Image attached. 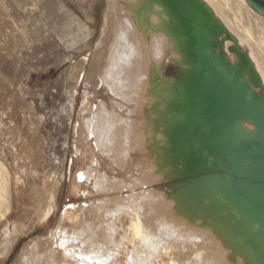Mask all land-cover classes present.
<instances>
[{
    "label": "rangeland",
    "instance_id": "1",
    "mask_svg": "<svg viewBox=\"0 0 264 264\" xmlns=\"http://www.w3.org/2000/svg\"><path fill=\"white\" fill-rule=\"evenodd\" d=\"M108 2L0 0V167L7 185L0 206V235L15 221L24 222L25 207L26 214L31 212L34 186L47 193L45 209L46 196L56 188L54 213L44 222L38 213L30 215L24 222L28 229L20 228L13 249L0 264H17L27 243L46 236L61 221L66 227H86V233L96 236L102 243L100 249L111 256V264H126L128 257L139 255L140 241L134 238L132 227L138 223H148V234L164 235L168 244L175 237L171 245L176 250L186 245L180 243L181 236L188 238L198 228L204 229L199 235L206 251L203 247L198 254L192 253L187 264H215L212 259L218 264H234L226 261L229 257L223 251L227 248L214 235L216 228L206 229L218 214L227 213L226 207H218L219 196H212L202 183L182 180L187 161L184 137L179 135V143L172 147L166 136L170 126L164 121L169 116L190 113L187 92L193 64L189 54L185 49L174 56L164 51L155 55L151 50L155 64L140 70L145 89L125 104L112 93L123 71L116 70L109 81L100 75L101 59L106 55V40L105 45L98 44L103 40L104 16H108L109 26L112 22ZM206 2L243 52L259 63L257 75L263 88L248 76L246 82L263 95L264 18L244 0ZM144 28L152 35L157 31L148 25ZM220 38L229 57L235 42L223 35ZM215 51L220 52L216 47ZM158 72L176 85L168 89L160 77L152 83L150 77H158ZM174 90L184 94L171 97ZM103 106L114 115L133 119L121 122L105 117ZM39 208L33 210L40 213ZM94 214L106 221L96 225L100 218L95 219ZM194 215L201 220L197 225ZM222 221L228 224L227 215ZM206 252H210L208 256Z\"/></svg>",
    "mask_w": 264,
    "mask_h": 264
},
{
    "label": "bare ground",
    "instance_id": "2",
    "mask_svg": "<svg viewBox=\"0 0 264 264\" xmlns=\"http://www.w3.org/2000/svg\"><path fill=\"white\" fill-rule=\"evenodd\" d=\"M199 1L208 10V12L216 19L218 25L224 30V33L222 35L225 37L226 36L225 34L229 33V31L227 30L225 25L222 22H220L215 16L213 6L207 3L206 0L203 1L199 0ZM244 3L251 10H253V12H255L257 16H261L262 18H264V15L256 12L249 5L247 0H244ZM108 8H110L109 14L111 16L112 22L111 25L109 26L108 25L109 18L106 15L104 16V26L102 33L103 40L100 43H98L100 46H103L105 45L104 40H106V52H105L106 55L105 56L103 55L101 59L102 69L100 71V75L102 78H107L106 80L109 81L112 73H114L116 70L123 71V73L119 78V80L121 81H118L117 85L113 88V92L112 90L109 89L108 91L112 92L116 96L121 97L122 99H124L125 104H128L127 102H129L133 98H137L138 93L142 89H145V86L142 84L141 81L143 77L141 76L140 70L143 68H151L152 65L155 64V60L152 59V57H150L149 52L153 50V52L155 51V55L156 54L158 55L164 51L170 56H174L173 54L177 50L185 49L186 54H189L188 53L189 40L185 33V29H184L185 27L180 22L178 16L162 0H109ZM81 25L83 24L81 23ZM146 25L155 28L157 31H155L153 35L150 33V31L146 32L147 29L144 28ZM67 35L68 34L65 33V36ZM87 36H89V33ZM209 40L211 44H216V48H218L220 51L218 55H221L228 60L229 62L228 65L221 66L224 68V70L228 69L226 71L228 74L230 73L235 74L237 72L236 70H240V68H244L243 77L245 78V80H247L246 77L248 76L249 80L254 81L253 76L250 74L248 68L245 67V65L243 64V62L239 57L238 51H243V50L242 48H240V46L237 44V42L233 37L232 40L235 42V45L233 44L234 46L231 47L232 49H234V51H232V54H229L230 55L229 57L226 55L227 52L225 51L223 46V41H222L223 39H221L220 37L216 38L211 36ZM253 57L248 56V59L251 67H253L257 75L258 74L257 72L260 73V65L259 63L256 64L254 62ZM188 60L191 62L190 56ZM195 69L196 67L193 65V69H191V74L195 72ZM159 77L163 86L167 87L168 89H171L176 85L173 79L166 78L165 76L161 75L159 72H158V77L152 76L150 77V80L152 83H155ZM121 82H123L122 85L119 84ZM179 93H180L179 91L174 90L171 97H179L182 94H184L183 92H181V94ZM142 94L143 92L140 93V96H142ZM119 106H123V105L119 104ZM124 108L126 107L124 106ZM102 112L105 114V117L112 119L116 118L121 122L128 119L129 120L133 119L129 115L122 116L117 113H115L114 115V113H112L111 110H109L104 106ZM169 118L170 120L164 121L166 126H170L166 136L171 141L170 146L175 147L177 146V144L175 143L176 142L179 143V137H180L179 135L183 137H185L186 135L185 126L187 125L189 116L186 115V113H184V114H175L172 115V117L169 116ZM170 122L172 123L170 124ZM117 124L123 125L125 123H117ZM171 127H176V128L179 127L180 130L178 128H177L178 130L174 128L173 130ZM238 128L239 130L247 134H254L256 132V126L253 123H245L242 121L238 124ZM106 132H109V129L104 131V135L106 134ZM171 134L172 135L174 134L173 138H171ZM179 145H180L179 148L183 147L181 143ZM210 159L212 158L210 157L209 160ZM3 170H4L3 167H0V206L2 205L1 200L2 198H4L2 192L3 191L5 192L7 190L6 178ZM38 187L34 186L35 206H32L30 208L31 212L28 214H26L27 212L26 207L24 209L25 210L24 211L25 215L23 218L24 222H26V220L29 219L30 215L35 213H38V218L41 222L43 220L45 221L47 217H50L55 211L56 201H54V199H55L56 188L55 191L52 189L50 194L46 196V200L48 199L49 203L47 205V208L45 209V207L42 206L45 200L44 195L46 191L41 190ZM217 202L219 204V205L217 204L218 207L220 208L226 207L224 209H227V213L223 211L222 213L218 214V216H216V219H213V221L211 222L212 224L209 225V227L207 225L208 228L206 229L208 230L209 228H211L210 226L216 228V232L214 235L227 248L226 251L222 250L223 252L228 254L229 258L227 257L228 259L226 261L229 262L230 260L234 264H264V253L261 251V249L258 248L256 242H254L255 240L253 239L257 226L247 228L245 226V222L243 220L242 214L238 210L230 207L227 201L222 196L218 197ZM205 203H207L206 200ZM39 207L42 208L43 210L42 212L39 213L33 210L34 208L40 209ZM204 214L206 215V213ZM225 215H227V220H228V224L226 226L222 221V217ZM194 216L196 218V215ZM93 217L95 219L100 218L99 219L100 221L95 220L96 225H99L103 221H106V220H102L101 217L97 214H94ZM199 219L195 220V222H197L196 225L201 222V220L199 221ZM210 219H208V221ZM24 222H20L17 220L14 222L12 226L5 228L1 232L0 259L5 258L6 256L9 255L15 243V242L13 243L14 239L16 238V236H19L21 233L20 230L22 228L28 229L25 226ZM192 222L194 223V220ZM147 224L148 223H146L144 226L143 224L138 223L136 227L134 224H133L134 226L132 225L135 234L134 238L136 239V241H140L137 244L138 246L137 252H139V255H137L136 253L135 256H132L130 258L128 257L129 261H126V264H187L188 262L187 258L189 256H192V253L194 252L198 254L199 250H201V248L203 249L204 247L203 244H201L202 239L201 236L199 235V232L203 231L204 229L200 230V228H198L199 229V232H197L198 234L196 232H192L188 236V238L187 235H185V238H183L184 236L183 237L181 236V238L179 237L180 243L182 244L186 242V245L183 247L180 245L181 247L178 248V250H176L177 247H173L171 245L172 243L171 240L174 239L175 237L169 239V243L170 242L171 243L168 244V241L166 240L168 238H163L164 235L148 234V231L146 229ZM148 226L149 229H152L150 228L151 227L150 225ZM189 226L192 225L190 224ZM243 227L246 228L247 232L245 230L240 229ZM188 231L189 230H186L187 233ZM190 232L191 231H189V233ZM179 238L177 236L176 239ZM101 245H102L101 242H97L96 236H90L89 234L86 233V227L84 226H80L76 228L66 227V225L65 226L63 225V221H61L60 224L57 226V228L51 230L46 236H39L34 240L30 241L29 243H27L22 253L19 254L20 256L18 258L17 264H111V256L109 254H105V252L100 249ZM210 249H212V247ZM127 251H129L128 247H127ZM203 251H206V248ZM209 253L210 252H206L204 255L208 256ZM225 253H223L224 256L226 255ZM196 256L199 257L198 255ZM203 257L201 258L203 259ZM219 259L220 261H222L221 258ZM226 261L223 262L226 263ZM212 262L213 263L215 262V264L219 263V262L217 263L216 259L214 260L212 259ZM114 264H118V263H114Z\"/></svg>",
    "mask_w": 264,
    "mask_h": 264
},
{
    "label": "water",
    "instance_id": "3",
    "mask_svg": "<svg viewBox=\"0 0 264 264\" xmlns=\"http://www.w3.org/2000/svg\"><path fill=\"white\" fill-rule=\"evenodd\" d=\"M162 1L184 25L188 53L196 67L188 83L190 113L183 139L187 161L182 180L202 183L212 196H222L238 210L247 228L257 226L253 239L264 253V94L260 96L246 82L244 68L228 74L227 67L219 66L229 62L217 55L209 38L221 37L224 30L199 0ZM247 2L264 15V0ZM225 35L232 40L229 33ZM238 53L262 89L247 54ZM242 121L253 123L256 132L239 130Z\"/></svg>",
    "mask_w": 264,
    "mask_h": 264
}]
</instances>
